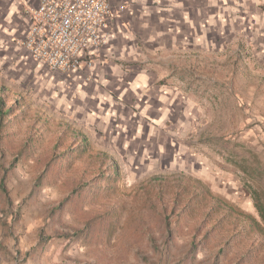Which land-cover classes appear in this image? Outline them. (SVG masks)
I'll return each instance as SVG.
<instances>
[{"label": "rangeland", "instance_id": "rangeland-1", "mask_svg": "<svg viewBox=\"0 0 264 264\" xmlns=\"http://www.w3.org/2000/svg\"><path fill=\"white\" fill-rule=\"evenodd\" d=\"M146 7L115 70L0 60V264H264L241 167L264 169V0Z\"/></svg>", "mask_w": 264, "mask_h": 264}, {"label": "built area", "instance_id": "built-area-1", "mask_svg": "<svg viewBox=\"0 0 264 264\" xmlns=\"http://www.w3.org/2000/svg\"><path fill=\"white\" fill-rule=\"evenodd\" d=\"M124 9L115 10L109 0H41L26 12L30 28L19 46L62 76L92 71L112 21Z\"/></svg>", "mask_w": 264, "mask_h": 264}, {"label": "crops", "instance_id": "crops-1", "mask_svg": "<svg viewBox=\"0 0 264 264\" xmlns=\"http://www.w3.org/2000/svg\"><path fill=\"white\" fill-rule=\"evenodd\" d=\"M109 1L115 10L118 11L120 6H125V9L123 13L116 14L111 23L108 43L98 52L95 64L96 68L100 67L98 72L103 70L107 63L109 65L113 63L111 68L115 70L118 64L114 63L113 60H137L134 55L136 51L128 43L132 36L130 25L128 26V24L133 20V17H143L144 13H147V0ZM160 1L155 0L157 3H160ZM40 2L41 0H0V60H31L36 65L32 57L19 46V42L30 28V18L26 13L27 10L37 8ZM158 9L167 11V13L171 12L169 9H161L159 7ZM116 73L123 75L124 81L126 80V75V77H130L133 74V72L127 71L125 73L120 68L116 70ZM84 75V73H78L65 78L68 80L72 77L75 80V78ZM151 82L154 83L155 81L152 80L148 73L141 71L133 74L129 83L130 90L135 91L140 99H144V102L140 101L139 104L140 107L142 106L143 112L148 110L155 111L164 103L162 90L159 86L152 85ZM153 92H155L156 98L153 97Z\"/></svg>", "mask_w": 264, "mask_h": 264}, {"label": "trees", "instance_id": "trees-1", "mask_svg": "<svg viewBox=\"0 0 264 264\" xmlns=\"http://www.w3.org/2000/svg\"><path fill=\"white\" fill-rule=\"evenodd\" d=\"M10 114L9 109H6L3 101L0 103V119H4L5 116ZM243 171L246 174V181L249 183L248 194L252 197L254 207L258 218L248 215L245 217L246 220L250 221V225L253 229L257 230L258 233L264 234V169L261 164L254 165H241Z\"/></svg>", "mask_w": 264, "mask_h": 264}]
</instances>
